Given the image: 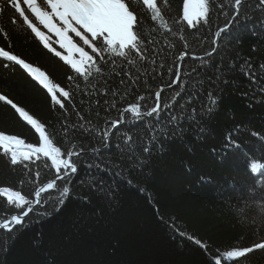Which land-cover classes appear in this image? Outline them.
<instances>
[{
    "label": "trees",
    "instance_id": "trees-1",
    "mask_svg": "<svg viewBox=\"0 0 264 264\" xmlns=\"http://www.w3.org/2000/svg\"><path fill=\"white\" fill-rule=\"evenodd\" d=\"M257 2L249 0L237 22L219 38L215 45L217 51L206 65H201L199 60L192 59V54L204 56L205 52L211 51L216 39L214 33L228 19L231 0H224V14L218 7H213L210 22L198 25V30L188 28L182 20L171 24V20H178L182 14V0H170L165 19L171 18V32L154 30L156 25L148 10L141 7L139 0H133V7L141 13L144 35L155 41L149 44V48L155 51L150 60L154 59L156 63L149 64L146 70L147 75H152L155 68L158 77L149 81L152 95L162 84L175 79L168 69L178 66L185 92L195 91L199 101L206 104L211 89L218 98L217 105L213 111L198 115L195 121L184 120L179 131H173L171 125H168L167 136L158 131L159 139L151 156L146 157V166L131 174V187L119 180L113 186V177L97 173L95 168L86 173V164H81L79 175L72 177V183L67 184L71 189L70 196L59 213L54 212V208L64 184L58 181L59 190L42 194L44 198L51 195L55 199L37 208L39 212L48 211L52 215L42 218L31 213L25 226L17 227L11 237L0 230V264H209V256L203 249L173 234L168 226L173 218L182 231L206 243L210 254L231 250L232 246L248 245L250 234L257 231L251 221L259 215L260 198L264 197V188L257 187L259 181H264V169L252 173L248 167L253 160L264 164V92L261 91L264 69L260 68L264 64V8L258 7ZM11 15L10 11L0 15V22L8 28L15 52L67 88V77L73 74L70 66L45 49L25 28L10 25L8 17ZM3 43L0 37V45ZM54 46L59 50L57 45ZM184 50L190 56L184 61L176 60L174 65L175 57ZM161 58L164 59L162 68ZM246 62H250L255 70L256 83L245 75ZM122 64L126 61L117 58L116 65L109 64L105 72L111 73L113 67L119 71ZM218 70L224 73L220 79H217ZM225 79L231 82L225 84ZM117 85L119 78L109 75L108 86ZM174 90H178L176 86L166 88L162 100L169 99ZM87 91L89 94L76 90L68 101L70 122L77 120L75 111H80L101 128L105 119L119 117L117 109L104 111L106 105L101 97L92 94L90 88ZM0 92L10 95L30 114L47 122L49 132L61 133L60 122L64 117L60 110L52 104L46 90L24 70L18 66L0 67ZM140 94H148L143 86L118 104V108L134 102L136 95ZM184 99L183 93L177 97L178 102ZM200 102L196 104L198 110ZM142 103L143 111L153 106L152 100ZM97 110L100 111L99 120L95 118ZM166 119L167 110L160 116H146L139 120L132 119L128 113L113 135L111 147L100 154L90 151L100 146L99 138L90 139L79 132L75 133L76 139L64 143L63 148H71L72 143H83L89 149L84 158L87 163L103 165L109 160L119 163L116 145L120 134L128 133L134 138L147 140L152 134L151 128L158 123L164 127ZM0 130L20 135L26 143L38 141V134L3 102H0ZM253 131L260 135H252ZM72 134L70 131L69 136ZM229 137L239 147L230 144ZM47 163L50 165V161ZM37 164L41 173L39 181L35 180V166L30 175L22 167L11 166L9 159L0 152V186H11L31 198L36 187L54 178V169L45 168L40 162ZM123 175L127 177L129 174ZM92 177H96V183L104 180L101 187L105 191L90 187ZM141 188L145 191H139ZM84 197H87L86 201ZM245 203L248 204L243 212L246 218L241 219L237 209L243 208ZM251 208L255 211L249 212ZM11 214V206L0 197V220ZM160 216L167 223H162ZM260 234L257 231L258 238ZM5 240L8 242L7 251H4ZM224 264L234 262L225 261ZM239 264H264V252L256 251Z\"/></svg>",
    "mask_w": 264,
    "mask_h": 264
},
{
    "label": "snow or ice",
    "instance_id": "snow-or-ice-1",
    "mask_svg": "<svg viewBox=\"0 0 264 264\" xmlns=\"http://www.w3.org/2000/svg\"><path fill=\"white\" fill-rule=\"evenodd\" d=\"M248 2L249 0H231L232 6L227 13L228 19L214 33L216 39L213 40L214 46L211 51L205 52L204 56L192 54V59L199 60L201 65H206L212 54L217 51L215 45L218 44L219 38L237 22L242 14L241 10ZM139 3L141 7L148 10L151 21L156 25L154 30L166 29L171 32V18L165 19L170 0H139ZM257 6L264 8V0H258ZM213 7H218L221 14H224V0H182V14L179 15L178 20H171V24H177L179 20H182L188 28L198 30V25L202 26L204 23L210 22ZM9 11L12 13L8 17L10 25H19L25 28L45 49L70 66L73 73L67 77L69 82L67 88L54 82L46 71L34 66L33 63L15 52L8 28L3 22H0V37L4 41L0 45V67L8 69L18 66L24 70L34 82L46 90L50 101L64 117L60 122L61 133L58 134L55 130L49 132L50 125L47 122H42L30 114L10 95L0 92V102L10 106L18 117L22 118L38 134L36 143H26L20 135L0 130V152L9 159L11 166L22 167L30 175L33 166H35L37 169L34 172L36 181H39L41 177L37 162L43 163L45 168L55 170L54 178L36 187L31 198L11 186H0V197L6 200L13 212L9 217L0 220V230H3L9 237L17 230V227L25 226V220L31 213L42 218L53 214L48 211L39 212L37 208L49 204L55 199L51 195L44 198L42 194L59 190L58 181L64 186L62 190H59L60 198L54 212L59 213L62 210L71 192L67 184L72 183V177L79 175L81 164H86L84 168L86 173H91V170L95 168L97 173L103 172L113 177V186L117 185L118 180L124 181L130 187L133 186L131 174L143 170L146 166V157L151 156L159 139L158 131L167 136L170 131L168 125L172 126L173 131H179L184 120L195 121L198 115L213 111L218 103V98L211 89L208 90L206 104L199 101L195 91L185 92L186 86L182 82L178 66L168 69L169 74L173 75L175 79H170L162 84L152 95L149 81L158 77L155 68H153L152 75H147L146 70L149 64L155 65L156 63L154 59L150 60V57L155 55V51L149 48V44H154L155 41L149 40L144 35L143 26L140 23L141 13L133 7V0H0V15H5ZM181 39H184L183 36ZM54 45H57L59 50ZM170 47L174 48L175 46L170 45ZM159 51H163V49H159ZM189 56L190 53L187 50L180 51L173 64L175 65L176 60L184 61ZM117 58L126 61V64H122L119 71L113 67L111 73L105 72V68L109 64L116 65ZM163 63L164 59L161 58V68ZM246 68V77L256 83L255 70L250 62H246ZM260 68L264 69V64L260 65ZM141 69L145 71L141 72ZM223 74L218 70L217 79H220ZM109 75L119 78V85L109 87ZM142 76L145 78L142 79ZM80 82L83 83V88ZM230 82L227 79L223 80L225 84ZM141 86L144 87L147 95H136L134 102L128 103L122 109L118 108V104L137 92ZM173 86H176L178 90H174L169 99L162 100V93L166 88L171 89ZM89 88L92 90V94L99 95L103 100L106 105L104 111L117 109L120 113L118 118L105 119L103 128L93 124L92 119L82 115L80 111H75L77 117L75 122H70V116L67 115V103L73 98L74 92L79 90L84 94H89L87 91ZM261 91L264 92V88H261ZM182 93L185 95V99L183 102H178L177 97H180ZM148 100L153 101V106L149 107L147 111H143L142 102ZM198 102H200L199 110L196 107ZM97 104L99 105V101ZM73 109H75V105H73ZM166 110L167 119L164 127L161 128L159 123L152 127V134L147 140L134 138L128 133H122L117 137L119 140L116 145L119 149V163L111 160L103 165L87 163L84 158L88 156L89 149L83 143L79 145L72 143L71 148H63V144L74 141L75 133L79 132L81 135L86 134L90 139L99 138L100 146L93 147L90 151L100 154L102 150L111 147L112 137L122 126L125 114L130 113L132 119L139 120L146 116H160ZM95 118L101 119L100 111H95ZM70 131L73 133L71 137L69 136ZM251 134L260 135L255 131ZM228 142L239 147L231 140V137ZM77 148L79 150H76ZM47 161H50V165ZM248 167L252 173H256L260 169H264V164L253 160ZM114 168L120 170L114 171ZM123 173L129 175L126 177ZM95 180L96 177H92L90 187L101 192L105 191L101 187L105 183L104 180L100 179L98 183L94 182ZM257 187L264 188V181H259ZM139 191L144 192L145 190L141 188ZM250 192L254 195L253 190ZM109 194L111 193L109 192ZM83 199L86 201L87 197ZM260 201L259 215L254 216L251 221L257 231L261 233L259 238L257 231H253L247 246H232L231 250L217 251L214 255L208 253L209 246L201 239L182 231L175 218L168 226L175 236L190 240L203 249L209 256V264H224L225 261L239 264L240 260L247 259L256 251L264 252V197H261ZM245 208H248L247 203L243 208L237 209V215H240L241 219L246 218L243 215ZM254 211V208L249 209V212ZM160 219L162 223H167L163 216H160ZM7 243L5 240L4 251L8 250Z\"/></svg>",
    "mask_w": 264,
    "mask_h": 264
}]
</instances>
